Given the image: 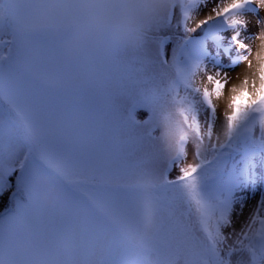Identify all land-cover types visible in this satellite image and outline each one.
Segmentation results:
<instances>
[{
  "label": "snow or ice",
  "instance_id": "snow-or-ice-1",
  "mask_svg": "<svg viewBox=\"0 0 264 264\" xmlns=\"http://www.w3.org/2000/svg\"><path fill=\"white\" fill-rule=\"evenodd\" d=\"M206 4L0 0L8 51L0 53V190L16 171L6 153L26 149L17 211L0 219V264H264V197L238 232L232 227L237 192L255 182L251 155L264 153V43L252 78L231 88L219 133L213 97L226 81L217 70L207 75L211 91L194 84L207 71L206 42L220 47V34L232 30L224 53L246 49L241 17L258 14L264 0H218L190 27ZM173 26L184 35L169 59L157 34ZM197 29L203 38L189 35ZM137 109L150 118L138 122ZM156 128L161 169L141 155ZM172 168L175 179L166 175ZM70 172L96 190L90 203L76 198Z\"/></svg>",
  "mask_w": 264,
  "mask_h": 264
},
{
  "label": "bare ground",
  "instance_id": "bare-ground-1",
  "mask_svg": "<svg viewBox=\"0 0 264 264\" xmlns=\"http://www.w3.org/2000/svg\"><path fill=\"white\" fill-rule=\"evenodd\" d=\"M218 0H207L206 5H202L198 8V10L194 14V19L189 22L190 27H195V24L200 20L205 19L208 15L212 14V8L216 5ZM257 6V5H253ZM246 22V29L241 28V37L240 39L246 44V49H239L238 46H231V51L227 54L224 53L222 48L224 46H230L231 41L230 37L233 34L232 30L224 31L220 35L222 37L221 46L217 47V45L208 40L206 42V49L209 53L208 57L205 59V64L207 68L210 69L209 74H203L204 72H199L194 78V84L196 87L201 89L207 87L209 91L212 89V85L207 82V75H213L215 77V72L219 70L221 72L220 77H215L217 79H221L222 82L226 81V86L223 91L222 96L217 99L213 97V103L218 112V126L216 128V132L219 133L221 131L223 122H224V114L228 112V103L231 96V88L233 86H239L245 77L249 79L252 78L253 73L256 71L257 61L256 55L261 51V44L264 43V40L261 39V36H264V7L259 9V13H246L241 17ZM193 39H201L203 38V29H197L196 32L189 34ZM167 40H170L172 37H167ZM172 42V41H168ZM247 55L248 59L243 60L242 57ZM218 56L221 64L217 66H213L214 61L213 57ZM237 56L241 57V60L238 64L233 65V61ZM210 60V62H208ZM251 61L252 67H248V63ZM254 163L252 164V166ZM253 185V183L251 184ZM248 186L250 189L252 186ZM246 187L243 190L237 192V203L235 205L234 211L232 213V227L238 232L241 228V225L244 224L246 219L249 217V214L254 210L257 202L261 197H264V194L257 195L256 198L250 200V192L249 188ZM260 218H264V213L261 214ZM255 230L260 229V224L257 223L253 226ZM232 229H226L225 231H231Z\"/></svg>",
  "mask_w": 264,
  "mask_h": 264
},
{
  "label": "rangeland",
  "instance_id": "rangeland-1",
  "mask_svg": "<svg viewBox=\"0 0 264 264\" xmlns=\"http://www.w3.org/2000/svg\"><path fill=\"white\" fill-rule=\"evenodd\" d=\"M174 11H175L176 18L178 19L179 18V7L177 6V8ZM157 35L166 38V43H167L166 52L170 59L171 52L175 44L182 38L184 33L179 28H176L175 26H173L171 28H166V29L161 30ZM167 37L169 38L172 37V38L170 40H167L168 39ZM4 39L5 40L9 39V37L5 36ZM168 41H172V42H168ZM0 53L4 55H8L7 46L0 47ZM208 62H210V60ZM209 71L210 69L207 68V71L204 72L203 74H209ZM181 94H183L182 90H181ZM56 102L58 103L64 102L68 104L73 103V101L71 100H67V101L58 100ZM146 111L147 110L145 109H137L134 112V117L136 118L138 122L143 123L145 120H148L150 118L151 113H145ZM203 115L204 113H202V118H203ZM216 116H217V120H216V125H215V132H216V128L219 122L217 109H216ZM255 134L257 136V139H259L258 124L255 130ZM161 135H162V128H156L152 133V136L156 138L153 145L151 147L146 146L144 153L141 154L146 166L149 168H154V169L163 168V159H162V153H161V149L163 148V143L162 141L158 139ZM24 151H26V149L15 150L11 153V155H8L6 153L5 160H4L5 165L7 164L16 165V171H14L11 174V176L8 178V187L4 190H0V196H1L4 192H7L13 189V192H12L13 195L11 198L10 205L8 209L6 210V212L3 214V216L0 217V219L11 217L17 211V206H16L17 196L15 195V193L17 192V187L20 183V178H21L18 161L23 158ZM234 159L239 160L240 155L234 154ZM251 159H252V164L254 163V165L252 166V175L254 177L255 182L253 183V185H251L253 188L250 189L248 187L250 190L248 194H251L249 198L250 200H253L254 198L257 197V195L261 196V194H264V153H261L260 151L257 150L254 154L251 155ZM191 162H193V154H192V146L190 144L188 148V157H187L186 163H191ZM166 175H168L169 179H175V177L179 175V171L177 168H172L171 170L166 172ZM12 178L14 179L15 185L11 188ZM69 180L73 181L71 187L74 189L75 196L79 201L84 202V203H90L92 199L96 196V190L93 188L92 184L77 182L79 180V177L71 172L69 173ZM167 195L170 198L174 196V194L171 192H169ZM120 258H121L120 256L115 257L117 261H119Z\"/></svg>",
  "mask_w": 264,
  "mask_h": 264
},
{
  "label": "trees",
  "instance_id": "trees-1",
  "mask_svg": "<svg viewBox=\"0 0 264 264\" xmlns=\"http://www.w3.org/2000/svg\"><path fill=\"white\" fill-rule=\"evenodd\" d=\"M11 188L15 185L14 179H11ZM10 188V189H11ZM12 192L13 189L7 192H4L1 196H0V216L3 215L6 210L8 209L10 202H11V198H12Z\"/></svg>",
  "mask_w": 264,
  "mask_h": 264
}]
</instances>
